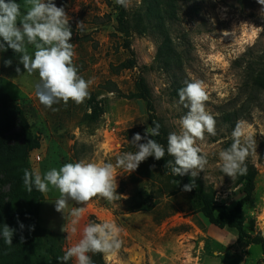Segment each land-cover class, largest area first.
<instances>
[{"label": "rangeland", "instance_id": "374dc122", "mask_svg": "<svg viewBox=\"0 0 264 264\" xmlns=\"http://www.w3.org/2000/svg\"><path fill=\"white\" fill-rule=\"evenodd\" d=\"M53 2L69 17L74 64L91 84L83 103L69 100L65 105L61 101L53 105V111L38 101L35 89L26 96L18 89L35 85L38 73H25L20 54L12 49L0 51V99L18 107L32 134H39L38 146L27 155L29 171L43 175L81 160L115 164L118 155L137 150L131 143L133 136H144L153 121L164 127V138L158 143L166 150L168 134L179 132V121L188 111L179 102L178 89L194 80L204 83L208 94L205 107L216 120V135L205 133L204 141H197L208 164L196 178L173 176L165 167L167 161L174 160L167 151L160 160L148 157L129 174L118 169V199L109 203L93 198L84 206L75 233L67 212L64 216L55 210L58 190L51 186L47 193L36 190L39 202L34 223L56 236L52 250L60 248L61 253L49 254L26 226L27 235L21 241L17 213L11 227L16 230L13 244H5L0 236V264H61L57 258L81 239L84 226L104 221L115 222L122 229L123 241L115 253H101L104 264H264V162L259 159L264 142V91L256 93L251 87L264 53V6L258 0L247 8L233 0H131L130 7L122 11L116 0ZM17 3L22 15L26 14L24 0ZM148 4L154 17L148 13ZM78 22H83V29L77 31ZM17 24L20 26L19 21ZM165 35L178 59L170 71L155 60L158 43ZM27 48L29 54L34 53L32 45ZM6 60L12 61L10 66H5ZM128 60L133 62L132 68L118 67ZM140 80L146 84V98L138 91ZM234 111L239 116L235 123L230 116ZM226 115L230 116L227 121ZM238 122L243 123L256 149L250 150L246 160L247 168L253 166L257 174L252 198L243 206V229L249 236L259 237L263 248L237 242L233 231L210 225L193 195L182 191L183 181L194 179L196 188L212 198L214 214L222 206L232 209L242 198L243 176L233 182L217 167L219 152L233 143L232 132ZM11 145H20V139L15 138ZM11 158L1 147L0 230L11 225L5 206L14 203L17 210L22 208L20 199L10 196L6 159ZM81 206L69 201V209ZM68 264H76L75 258Z\"/></svg>", "mask_w": 264, "mask_h": 264}, {"label": "clouds", "instance_id": "9594fccd", "mask_svg": "<svg viewBox=\"0 0 264 264\" xmlns=\"http://www.w3.org/2000/svg\"><path fill=\"white\" fill-rule=\"evenodd\" d=\"M116 3L127 9L131 0H116ZM264 6V0H258ZM26 14L21 13V5L17 0H0V51L12 49L19 55V63L32 75L38 73L39 81L34 85L35 96L46 108L52 109L54 104L61 101L66 105L69 100L76 104L83 103L89 97L91 81H86L78 74L74 64V45L70 43L72 30L69 17L63 7H57L53 0H24ZM264 14V9H262ZM19 21V25L17 22ZM83 29V22L77 23V31ZM27 45L34 47V53L29 54ZM5 66L12 61L6 60ZM17 73L21 69L16 68ZM179 102L188 109L179 121V132H170L167 137V148L155 139L160 135V124L153 121L154 126L145 130L144 136L136 133L131 143L137 149L124 152L116 157V163L85 162L65 163L59 169L52 168L41 175L38 171L24 170L23 184L28 192L33 188L40 193H47L52 188L58 190L59 198L54 200L55 210L65 213L72 218V232L77 225L86 206L93 198L100 197L109 203L120 196L117 193L116 177L120 175L118 169L128 174L135 171L141 162L153 156L156 160L165 157V152L174 157L167 161L173 176L190 174L196 178L200 172H205L208 164L207 156L202 152L197 141H204L205 133L216 135V120L206 110L205 102L208 94L203 81L194 80L178 89ZM233 143L219 152L220 163L217 165L224 175L233 182L238 176L247 174L246 160L250 150L255 151L252 137L246 134L242 122H238L232 132ZM144 140V143L140 141ZM222 177V180H223ZM206 179V176H205ZM196 187L194 179L183 185L182 191L189 192ZM69 201H74L81 207L69 209ZM25 225L19 224L23 230ZM34 230V225L30 226ZM15 229L3 225L0 236L5 244H13ZM122 229L115 223L104 221L88 223L82 230V237L69 247L63 256L57 260L61 264L75 258L76 264H93L88 253H104L106 255L118 251L123 241L120 238ZM24 237L21 236V241Z\"/></svg>", "mask_w": 264, "mask_h": 264}, {"label": "trees", "instance_id": "16d2710c", "mask_svg": "<svg viewBox=\"0 0 264 264\" xmlns=\"http://www.w3.org/2000/svg\"><path fill=\"white\" fill-rule=\"evenodd\" d=\"M241 8L251 7L254 4L255 0H233ZM149 8V4L147 5ZM118 9L124 11V8L118 4ZM148 13L151 17H154V9L150 7ZM119 25L123 27L124 23L122 18L118 19ZM155 60L162 65L164 70L170 71L172 66L178 62L174 48L171 45V41L165 35L162 37L161 41L158 43ZM258 65L261 67L260 73L256 76V79L252 83V91L259 93L264 91V53L258 59ZM120 69H129L133 67L132 61H125L118 66ZM138 91L142 92L144 97H147L146 84L143 80H140L138 83ZM139 94H132V97L137 98ZM233 123L239 120L238 114L236 111L232 113ZM229 115L225 116V121L229 120ZM151 126H154L150 123ZM160 135L157 137H152L157 142L159 139L164 138L165 130L164 127L160 124ZM20 139V145L12 146L11 143L14 142V139ZM39 134H32L26 118L24 117L21 110L18 107L11 105L4 99H0V148L2 147L4 151L11 155V159H6L9 162L6 174L11 181V199L17 200L20 199V210H17L15 204H7L5 209L7 210L8 221L12 223L18 218L20 213V223H23L28 231L30 226L34 225V230L31 232L37 243L40 247L47 248L49 254L59 255L61 253L60 248L57 249V252L52 250V245L56 241V236L49 234L34 223L37 218V209H38V195L35 188L32 192H28L23 184V175L24 170L27 168V155L30 150L38 146ZM260 161L264 162V142L262 151L260 153ZM161 166L162 163H160ZM142 171L141 173H143ZM144 174V173H143ZM256 169L253 166L247 168V174L243 175V188H242V198H240L235 206L232 209H228L226 206H222L219 211L213 213V202L212 198L205 196L198 188H193L192 191H189L194 197V201L199 204V212L207 220V222L218 228V229H228L233 231L236 235L237 242H246L248 244L260 245L263 248V242L259 237H251L245 233L243 229L244 223V214L243 206L250 201L254 191V181L256 177ZM190 183L188 180L186 183ZM11 200V201H12ZM13 202V201H12ZM25 230H20V237L26 234ZM27 235V234H26ZM93 264H104L101 259V253H90Z\"/></svg>", "mask_w": 264, "mask_h": 264}, {"label": "crops", "instance_id": "0c3cea01", "mask_svg": "<svg viewBox=\"0 0 264 264\" xmlns=\"http://www.w3.org/2000/svg\"><path fill=\"white\" fill-rule=\"evenodd\" d=\"M16 84H18V83H16ZM20 85V84H19ZM25 85H27L26 83H25ZM29 86V85H28ZM19 90H20V94H22V95H29V90H31V89H35L34 88V84L33 85H31V88H28V89H26V88H23L22 86H19V88H18ZM28 93V94H27Z\"/></svg>", "mask_w": 264, "mask_h": 264}]
</instances>
